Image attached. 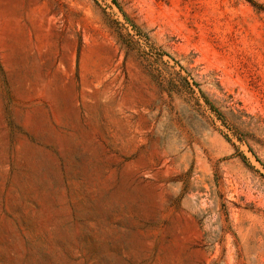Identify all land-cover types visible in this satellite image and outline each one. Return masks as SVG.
I'll return each instance as SVG.
<instances>
[{"label":"rangeland","instance_id":"1","mask_svg":"<svg viewBox=\"0 0 264 264\" xmlns=\"http://www.w3.org/2000/svg\"><path fill=\"white\" fill-rule=\"evenodd\" d=\"M252 1L0 0V264H264Z\"/></svg>","mask_w":264,"mask_h":264},{"label":"trees","instance_id":"2","mask_svg":"<svg viewBox=\"0 0 264 264\" xmlns=\"http://www.w3.org/2000/svg\"><path fill=\"white\" fill-rule=\"evenodd\" d=\"M247 1L250 2L253 6L256 7L255 2H253L252 0H247ZM204 99H205V102H206V103H209L208 100H207L206 98H204Z\"/></svg>","mask_w":264,"mask_h":264}]
</instances>
